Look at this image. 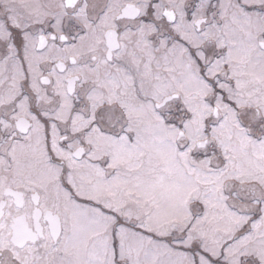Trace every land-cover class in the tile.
<instances>
[{"label":"snow or ice","instance_id":"6c2138e0","mask_svg":"<svg viewBox=\"0 0 264 264\" xmlns=\"http://www.w3.org/2000/svg\"><path fill=\"white\" fill-rule=\"evenodd\" d=\"M0 264H264V0H0Z\"/></svg>","mask_w":264,"mask_h":264}]
</instances>
